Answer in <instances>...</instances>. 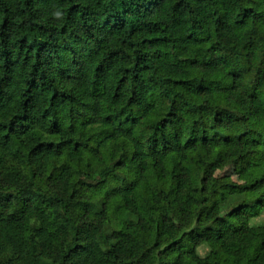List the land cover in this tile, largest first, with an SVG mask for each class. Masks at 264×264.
Instances as JSON below:
<instances>
[{"label":"trees","instance_id":"1","mask_svg":"<svg viewBox=\"0 0 264 264\" xmlns=\"http://www.w3.org/2000/svg\"><path fill=\"white\" fill-rule=\"evenodd\" d=\"M263 218L264 0H0V264H264Z\"/></svg>","mask_w":264,"mask_h":264},{"label":"rangeland","instance_id":"2","mask_svg":"<svg viewBox=\"0 0 264 264\" xmlns=\"http://www.w3.org/2000/svg\"><path fill=\"white\" fill-rule=\"evenodd\" d=\"M215 175L218 178H221V177H224V176H229L235 182H237L239 184H244L248 180V176L241 174L240 173V167L238 165H236V164H229V165H226V166H223V167L219 168L216 171ZM263 221H264V218L259 220L258 222L261 223Z\"/></svg>","mask_w":264,"mask_h":264}]
</instances>
